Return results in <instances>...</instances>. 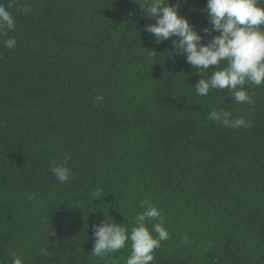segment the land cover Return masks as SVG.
<instances>
[{
    "label": "trees",
    "instance_id": "16d2710c",
    "mask_svg": "<svg viewBox=\"0 0 264 264\" xmlns=\"http://www.w3.org/2000/svg\"><path fill=\"white\" fill-rule=\"evenodd\" d=\"M138 2L0 0L16 23L0 34V264H126L130 241L91 255L92 226L106 215L130 231L144 201L169 233L151 264H264V84L245 86L251 104L196 95L213 69L177 54L179 37L156 43ZM179 2L204 35L207 0ZM66 157L61 184L51 168Z\"/></svg>",
    "mask_w": 264,
    "mask_h": 264
},
{
    "label": "clouds",
    "instance_id": "9594fccd",
    "mask_svg": "<svg viewBox=\"0 0 264 264\" xmlns=\"http://www.w3.org/2000/svg\"><path fill=\"white\" fill-rule=\"evenodd\" d=\"M138 2V0H134ZM146 16L154 23L145 26V31L154 37L156 43H162L172 37L174 49L179 48L177 54H184L186 61L202 73L213 69L208 78H202L194 86L196 95L207 96L211 90H224L232 95L240 104H251L253 98L245 87L248 84L260 86L264 84V0H207L206 12L211 27H205L201 35L194 29L189 20L181 16L180 2L169 4L168 0H145L138 2ZM29 9H24L27 13ZM15 18L3 4H0V34L7 30H14ZM219 35H212V33ZM211 36L207 43L204 37ZM9 49L16 47L15 38L5 42ZM153 58L157 52L150 51ZM211 66H215L214 68ZM208 118L219 122L223 127L247 128L250 123L243 117L232 118V113L224 110H212ZM55 179L63 184L72 176L67 166V157L62 164L51 168ZM144 210L134 217V225L129 231L123 224L109 220L92 226L94 241L91 255L104 258L115 253L131 242V253L126 264H151L154 252L162 241L169 239V233L163 226L160 210L151 202H143ZM152 223L148 227V222ZM49 231V236H54ZM187 241V237H184ZM42 254L51 253L42 250ZM12 264H24L20 256L13 254Z\"/></svg>",
    "mask_w": 264,
    "mask_h": 264
}]
</instances>
